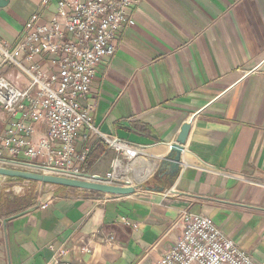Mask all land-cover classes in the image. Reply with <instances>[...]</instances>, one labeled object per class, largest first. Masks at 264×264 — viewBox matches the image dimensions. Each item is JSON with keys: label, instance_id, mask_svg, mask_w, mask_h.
Listing matches in <instances>:
<instances>
[{"label": "crops", "instance_id": "obj_1", "mask_svg": "<svg viewBox=\"0 0 264 264\" xmlns=\"http://www.w3.org/2000/svg\"><path fill=\"white\" fill-rule=\"evenodd\" d=\"M43 2L10 0L0 9L7 50L16 48L31 17L51 18L57 0ZM128 14L134 25L98 65L80 105L92 107L98 133L141 153L130 160L117 155L84 127L74 163L80 174L106 178L119 159L117 183L135 192L53 186L26 196L0 185V264H50L61 251L68 264H154L181 235L182 211L208 218L264 264V0H140ZM47 63L21 62L28 69ZM0 77L22 91L30 86L1 56ZM21 120L0 106V137L10 129L25 136L11 126ZM187 124L177 170L170 150ZM23 127L36 156L4 150L0 166L41 172L17 163L47 164L38 153L47 127L31 119Z\"/></svg>", "mask_w": 264, "mask_h": 264}, {"label": "built area", "instance_id": "obj_2", "mask_svg": "<svg viewBox=\"0 0 264 264\" xmlns=\"http://www.w3.org/2000/svg\"><path fill=\"white\" fill-rule=\"evenodd\" d=\"M139 1L57 0L49 20L38 15L29 19L16 48L9 51L0 43L2 63L25 73L30 83L22 91L0 77V106L9 118L21 117V122L12 121L11 126L24 130L25 136L29 134L23 127L25 120L45 124L47 135L39 142L38 153L47 157V174L68 178L80 174L74 163V143L84 127L100 136L117 155L130 160L141 153L138 146L98 133L92 125V107L80 105L89 97L98 65L112 58L119 34L134 25L128 10ZM37 57L47 58L45 68L35 65L28 69L21 64ZM25 136L16 137L12 129L4 133L0 158L4 150L12 156L23 152L34 158L37 152ZM118 165L116 159L106 176L110 184L118 182ZM177 224L182 233L176 244L154 264H258L204 216L182 211ZM64 254L59 252L50 264H68L60 260Z\"/></svg>", "mask_w": 264, "mask_h": 264}, {"label": "water", "instance_id": "obj_3", "mask_svg": "<svg viewBox=\"0 0 264 264\" xmlns=\"http://www.w3.org/2000/svg\"><path fill=\"white\" fill-rule=\"evenodd\" d=\"M10 3V0H0V9H4L8 4ZM190 130V124H187L182 127L180 134L178 135L177 141L174 143V145L171 146L169 156V160L171 161V166L177 170L179 169V163H180V157L181 152L183 150V146L186 143L187 136ZM2 160H0L1 162ZM18 165H21V167H29L32 169H37L41 171L39 172H33L29 170H19L16 168H6L3 166H0V177L7 178V179H17L22 181H29V182H35V183H42L46 185L51 186H61V187H67V188H77L81 190H90L95 191L99 193H105L112 196H130L133 194L136 190V187L130 186L128 184L121 185L119 183L110 184L106 178L104 177H92L88 174H79L75 177H62V176H54L51 174H47L49 171L45 167H37L33 166L31 164H24V163H17ZM44 171V172H42Z\"/></svg>", "mask_w": 264, "mask_h": 264}, {"label": "rangeland", "instance_id": "obj_4", "mask_svg": "<svg viewBox=\"0 0 264 264\" xmlns=\"http://www.w3.org/2000/svg\"><path fill=\"white\" fill-rule=\"evenodd\" d=\"M0 185L1 189L4 191L5 189H12L16 190L18 194H25L26 196H29V193L32 194H42V192L47 191L51 188V186H47L45 184L35 183V182H29V181H22V180H16V179H7V178H0ZM28 194V195H27ZM24 195V196H25Z\"/></svg>", "mask_w": 264, "mask_h": 264}, {"label": "bare ground", "instance_id": "obj_5", "mask_svg": "<svg viewBox=\"0 0 264 264\" xmlns=\"http://www.w3.org/2000/svg\"><path fill=\"white\" fill-rule=\"evenodd\" d=\"M0 178H3V177H0ZM142 178V177H141ZM139 181V180H138Z\"/></svg>", "mask_w": 264, "mask_h": 264}, {"label": "trees", "instance_id": "obj_6", "mask_svg": "<svg viewBox=\"0 0 264 264\" xmlns=\"http://www.w3.org/2000/svg\"><path fill=\"white\" fill-rule=\"evenodd\" d=\"M17 180V179H16Z\"/></svg>", "mask_w": 264, "mask_h": 264}]
</instances>
